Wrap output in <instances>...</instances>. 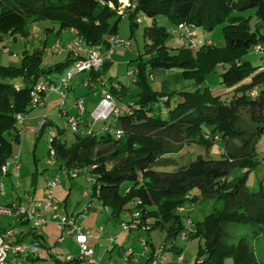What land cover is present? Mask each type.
<instances>
[{
  "label": "trees",
  "instance_id": "trees-1",
  "mask_svg": "<svg viewBox=\"0 0 264 264\" xmlns=\"http://www.w3.org/2000/svg\"><path fill=\"white\" fill-rule=\"evenodd\" d=\"M130 2L0 0V33L11 31L29 36L30 19L27 18H52L63 24L62 30L75 28L87 44H102L106 50L107 37L117 34L125 15L133 30L143 22L142 16L154 19L145 27L146 52L135 60L136 68L131 71L136 73L134 83L139 88L134 99L119 106L121 112L110 125L97 127L86 135L76 134V140L70 144L62 140L64 129L58 127L50 140L55 149L54 158L64 161L67 167L94 165L91 172L97 176L92 183L93 196L109 209L113 219L119 220L124 211L132 212L135 208L132 204L140 200L136 208L142 214L141 225L151 231L166 230L169 239L185 229L177 210L186 201V191L197 188L202 199L223 201L221 208L194 221L193 237L200 238L194 264H225L226 257L233 258L232 264H260L254 258L248 238L264 236V181H260L258 191H252L247 184L250 172L227 179L232 170L240 167L243 171L254 159L239 162L237 153L227 151L220 158L197 157L173 172L161 168L173 165L170 160L174 159L169 154L179 153L193 144L209 149L215 142L222 141L228 150L232 141L240 140L241 150L250 149L253 155L257 154L256 143L264 133V55L259 65H253L246 56L256 45L264 46V0ZM251 8H255L259 16L256 30H251L248 17L242 14ZM234 11L240 14L234 15ZM160 14L169 16L177 25L188 22L208 30L224 23L225 44L204 45L197 52L186 46L172 52L165 43L166 27L155 22ZM43 51L44 47L35 48L33 52L24 50L19 67L0 64V168L13 156L14 142L20 143L22 139L17 114H28L35 108L30 101L35 83L80 59L69 55L66 60L43 68ZM109 65L107 60L89 76L92 79L104 76ZM219 66L226 67L220 74L225 96L214 94L211 86L205 85L208 74L215 73ZM175 69L182 70L184 78L193 79L196 89L166 92L153 87L152 75L156 70ZM112 84L110 91L115 98L123 101L128 94L133 97L126 85L115 83L120 86L118 90ZM89 116L86 111L85 118ZM47 123L50 124L45 122L38 132L43 133ZM117 129L123 131L120 137L113 133ZM206 165L216 173L200 176L196 181L191 179L178 188L168 186L167 182L176 176ZM125 183L130 185L122 189ZM216 184L219 185L216 187ZM238 226L250 233L232 236V229ZM10 227L0 225V232ZM31 229L27 235L20 234L18 240L32 234L33 241H37L40 235H36L35 228ZM151 256L149 261L153 259Z\"/></svg>",
  "mask_w": 264,
  "mask_h": 264
},
{
  "label": "rangeland",
  "instance_id": "rangeland-1",
  "mask_svg": "<svg viewBox=\"0 0 264 264\" xmlns=\"http://www.w3.org/2000/svg\"><path fill=\"white\" fill-rule=\"evenodd\" d=\"M238 14H240L238 11H234V15ZM242 14L248 17L251 30H256V27L259 23V16L258 14H256L255 8L247 9ZM31 18L34 17H29L26 19H30L28 21L30 22L29 36H22L19 33L14 34L11 31L0 33V64L16 67L22 66L23 51L27 49L29 52H33L35 48L41 47H45L43 51L44 68H48L58 62H62L67 59L70 51H67L64 44L65 42H68V37L72 36L73 39L76 37L71 33L70 29L62 30L63 24L58 20L52 18H48L45 20H32ZM141 18L143 22L140 24V26L135 27L133 30L128 17H123V19L119 23L117 34L112 35L115 37L111 42L113 50L108 57L110 65L107 69H105L104 74L107 79L111 77V79H108L107 84L101 86L97 83L95 84L94 89H90L89 85L84 82L76 85V95H80L79 97L84 99L86 106H88V109L91 110L90 113H92L93 109L96 107L95 104L97 100L101 98V96H103V93L101 92H104V90L109 91L110 85L112 83L115 84L120 82L126 85L129 88L131 95L133 96L131 97L128 94L123 97V101L119 100L118 98H114L115 103L119 104V106L121 107L122 105H124V103L131 101L132 98L134 99L136 93L138 92L139 88L134 83V75H136V73L131 74V71L135 70L136 68L135 60L139 57L140 54H144L146 52V42H148V39L147 37H145V27L151 25L154 20L153 18L147 16H142ZM155 22L160 26L166 27L167 37L165 43L172 52H176L178 49L186 47L188 41L181 37L178 30V25L172 18L160 14L155 17ZM60 30L62 31L60 32ZM200 30L202 40H210L217 46H223L225 44L224 23H219L212 30H208L207 28L201 26ZM195 39H198V36H196ZM58 41L61 42V44H59ZM86 45L91 47L90 51H103L102 53L105 56L109 55L108 50H106V48L102 44L91 46L86 43ZM109 47L111 48L110 44ZM198 49L199 48L193 49V51L197 52ZM262 55H264L263 52H258L253 47L249 51L246 58L248 60H251L253 65H259L263 63V60L261 59ZM225 69L226 67L219 66L217 67L215 73H212L210 75L208 74L207 76L205 85L211 86L214 94H223L222 96L227 95L224 94L226 89L225 86L221 83L220 77V74L224 72ZM83 73L87 75L85 72ZM181 73L182 70L180 69L170 71L168 78L164 81V83L158 82L153 79V87L157 90H164L166 92H172L174 90L182 89L193 91L194 89H196L194 80L184 78ZM47 94H49V97L47 98L46 107H38L39 104L33 105L35 106V108L28 114L19 113L22 119H20L19 121L17 118V127L20 130L22 139L20 143L14 142V152L15 157L19 156V165L21 168L18 170L14 168L15 166H13L10 170V173L6 177L4 176L3 181L5 185L6 196H1L0 194V201L14 198L15 201L24 199L26 202L27 195H36L39 198L44 195L46 178L58 176L60 178V183L62 181V184L60 185L58 191H62L61 195L63 196L70 195L69 199H71L72 201L69 202V206L71 205L72 208H74L78 204V202L83 201L81 198L83 191L92 194V179L90 180L89 177L93 178L95 177V175L89 173L88 170H90V168L86 167V170L84 172H81L77 178H72L62 168L59 167V163H51L52 159L49 155L50 139L53 135L56 134L58 127L64 129V132L61 136L63 140H66L69 144L76 140L75 132L72 131L71 127L67 124V117L76 115V113L78 112V108L76 106L77 99L72 91H70L67 99H64L63 95L59 91H52ZM65 100L66 104H63L61 106L62 102ZM174 100L175 99H173V102ZM159 105L162 106V102H159ZM157 106L158 105H156V107ZM19 114H17V117ZM27 115L28 117H26ZM36 116H38L39 119L33 121L32 118ZM44 117H47V121ZM43 120L45 121L42 122ZM114 120L115 118L111 117L106 125H110ZM49 121H52L53 125H49L47 123V129L43 133L38 132L41 123ZM84 121L85 122H82L80 124V128L78 131V134L80 135H86L89 129L88 125L91 124L92 126L94 124V121L92 118H90V116L89 118H85L84 116ZM102 124V122H98L95 123L94 126L100 127L102 126ZM26 125L29 126V128H31L33 132L27 130ZM114 126L116 125H113V127ZM13 132L14 131H12V133ZM241 145L242 143L240 140L232 141L228 150L226 149L225 144L222 141L215 142L209 149L198 144L188 145L179 153L169 154V156L174 159L170 160L173 165L162 167L161 170L173 172L183 166L188 165L191 161L197 159V157H203L206 159L220 158L224 153L229 151V153H237L236 155L239 162H243L245 160L248 161V159L251 158L254 159V161L252 163L250 162L251 164H246L247 166L244 167L243 171L240 167L232 170L227 179L233 180L243 173L250 172L247 184L252 191H258L260 188V181H264V133L257 140V154L253 155V151H251L250 149L241 150ZM14 161L15 160H13V162ZM233 161L234 159H231V162ZM16 163L17 162H15V164ZM197 168L192 171H187L182 175L176 176L175 179L167 182L168 186L178 188L179 186H183V183H187L188 181L190 182L191 179H193V181H196L198 177L200 179V176H208L211 173H216V170L212 169L209 165L202 166L198 169ZM35 171L38 174L36 190H34V187L31 185L32 174ZM129 185V183L123 184L122 189ZM218 185L219 184H216L215 186L217 187ZM185 197V203L179 206L177 210L179 213H181L182 223L185 227L183 233L177 235L173 239L167 238V231L162 229L156 231L154 230L150 233H141L139 235L134 234L130 237H128V235L126 234L123 236L119 243L123 244L125 248L127 247L126 249H133L135 254H137L135 260H137V258L139 259V261L141 260L139 262L140 264H144L145 259L151 256L154 248L156 249L155 254H158V261L156 264L195 263L198 256L200 238L193 237V233L195 231L194 221L201 220L205 214L211 212L215 208H221L223 206V201L215 199H202L197 188L193 189L192 191H186ZM64 198L65 196L63 197V199ZM64 203L65 202L63 201V204ZM108 219L109 218L106 217L101 222L103 226H106ZM27 226L32 227L31 224ZM55 229L56 231H58V233L53 234L54 239L50 241V244L54 245L57 241V244L55 245L59 246L56 253L59 254V259L61 260V262H56L54 258L48 257L46 259H37L34 261V264H62V262L63 264L80 263L78 261L68 262V260L66 259L67 256L78 255L79 252L77 254L67 255L63 251H66L68 249V246H72L71 250L73 252H77L76 250L78 249L76 248V245L72 239L67 240L65 243H59L58 240H64V237L61 238V236L67 237V235H60L59 230L54 226V230ZM243 232H246L247 234L250 233L248 230L246 231L245 227L238 226L237 228L232 229L231 235L234 237H238ZM248 242L251 245L255 260L260 264H264V236L250 237L248 238ZM103 244L104 246H100L98 244L96 245V247H94L95 257L100 264H107V261H109L110 258V253L112 254L111 258H113L114 264L125 263L124 255H120L117 249L110 252V250L107 249L110 248V246L107 247V245H109L110 243L103 241ZM145 246L148 247L150 253L144 256L143 250L145 249ZM164 247L168 248V250L161 252ZM71 250L68 249L66 252H72ZM179 255H183L184 260L182 263L178 261ZM13 258L14 256L10 254L6 264H11L13 262ZM224 261L225 264H232L233 258L226 257ZM136 262L137 261H135L134 264H137ZM147 264H152V261L150 260L149 262H147Z\"/></svg>",
  "mask_w": 264,
  "mask_h": 264
},
{
  "label": "built area",
  "instance_id": "built-area-1",
  "mask_svg": "<svg viewBox=\"0 0 264 264\" xmlns=\"http://www.w3.org/2000/svg\"><path fill=\"white\" fill-rule=\"evenodd\" d=\"M126 4H130V0H122ZM130 6V5H129ZM131 7H135V3L132 2ZM126 16V15H125ZM140 22V18H138ZM197 26L193 23L183 22L178 25V30L183 39L188 41L187 47L191 49L201 48L204 45H210L213 42L210 40L195 39V31ZM76 31V30H74ZM77 32V31H76ZM113 39V38H112ZM116 41V40H115ZM109 55L105 56L102 51H89L86 56L80 58L71 64L66 73L56 81L47 80L40 78L37 83L33 86L31 90V103L32 105L41 104L45 94L52 91H59L63 98H67L68 89L71 87L72 82L77 75L83 72H96L98 71L105 61L110 56L112 52V43H110ZM70 49H81L82 42H73L68 46ZM258 52L264 51V46L259 44L254 47ZM131 74H134L131 72ZM87 85H91V80L87 79L85 81ZM115 89L120 88L118 84L114 85ZM64 101L62 102V105ZM76 106L78 108V113L74 116L67 117V124L71 127L72 131L78 133L80 124L84 121V116L87 111V106L83 98L76 101ZM121 109L118 104L114 101V95L110 91L104 90L103 97L100 99L96 107L90 113V118L93 119L94 124L102 122V125H106L111 117L115 119L119 116ZM18 120L22 119L20 114L18 115ZM88 125V133H92L97 127ZM123 131L117 129L114 131L116 137H120ZM50 154L52 157L55 156V149L53 146H49ZM10 162L3 164L0 168V193L5 194V185L3 178L9 172ZM72 177L77 176V173H71ZM60 183V178L58 176L50 178L47 181V196L44 200H32L29 206H23L17 203L12 204H0V221L4 218H11L16 224L15 227L8 228L7 230L0 232V264H6L11 254L14 256L13 262L11 264H32L31 257L38 254L41 250V245L39 241H29V240H18V237L24 234L20 227L22 225L31 224L33 228L39 229L44 224L48 223L47 215L52 216V220L55 221L57 227L67 233H78L79 238V254L74 256H67L66 259L69 262L78 261L80 263L88 264H100L95 257L94 248L90 247L86 242V236L90 235V231L86 230L85 233L82 232V227L77 225L75 222V217L70 215H65L62 213V203L55 196V190ZM141 203L140 200L135 201L132 206H135L132 212H130V219L127 221H122L120 226L125 231H136L140 229H146L142 226L141 211L136 208L137 205ZM88 207H85L87 210ZM20 225V226H18ZM62 240V239H61ZM136 254L133 249L129 248L124 253V264H133L136 258ZM180 258V257H179ZM181 259V258H180ZM152 264H156V258H153ZM109 264H114L110 262Z\"/></svg>",
  "mask_w": 264,
  "mask_h": 264
},
{
  "label": "crops",
  "instance_id": "crops-1",
  "mask_svg": "<svg viewBox=\"0 0 264 264\" xmlns=\"http://www.w3.org/2000/svg\"><path fill=\"white\" fill-rule=\"evenodd\" d=\"M124 17H128V16H124ZM74 30H76V29L75 28L70 29L71 33L73 35H75L76 37L74 39L72 38V36L68 37V42H65L64 45L66 46L67 51H70V54L69 55L71 57H73V58H77V57L82 58V57H84V56L87 55V53H88V51H90L91 47L87 46L86 43H85V41H84V39L78 34V31L76 30L77 31L76 32ZM61 31L62 30H60V32ZM195 32H196L195 38H196V36H198V39H201V30H200V27H197V29H196ZM114 37L115 36L107 37V41H108L109 44L112 42V38H114ZM78 41H81L82 42V48L81 49H75V48H71L70 49L68 47L73 42H78ZM59 44H61V42H59ZM42 67H43V65H42ZM66 70H67V68L65 70L59 72V73H55V74L50 75L49 77H42V78L48 79V80H52V81H56V80H58L60 77H62L66 73ZM169 72L170 71L156 70L155 73L152 75V78L154 80L158 81V82L164 83V81L167 80V78H168ZM85 73L87 75H85L84 73H80L79 75H77L76 78L74 79L71 87L68 89V93H70L69 91H72L74 93V95H75V97H76L77 100L81 98V97H79L80 95L79 96L76 95V93H77V91H76V85L77 84L83 83L84 80L89 79V80H91V85L89 86V88L90 89H92V88L94 89L95 84L98 83L101 86H104V85L107 84V81L109 79V78L107 79L105 76L96 77L95 79H92L89 76V73L90 72H85ZM112 85L113 84L110 85V89H111V86ZM101 93H103V91ZM48 97H49V94H47V95L45 94L44 97H43L42 103L39 104L38 107H46V102H47V98ZM102 97L103 96H101V98ZM101 98H99L97 100L95 106L98 104V102L100 101ZM65 99H67V98H65ZM65 104H66V100L64 101V105ZM61 106H62V104H61ZM118 106H119V104H118ZM90 111L91 110L88 109V106H87V112L90 113ZM26 117H28V115ZM44 118L46 120L47 117H44ZM37 119H39L38 116L32 118L33 121H36ZM45 120H43L42 122H44ZM23 122H21V123H23ZM49 123H50L49 125H53V122L52 121H49ZM43 124L44 123H41L40 127ZM40 127H39V129H40ZM26 129L29 130L30 132H33V130H31V128H29V126H27ZM75 134H78V133H75ZM50 157L52 159L51 163H56V162L59 163V167L62 168L68 175L71 176V173H74V172L78 174L76 177H72L71 176L72 178H77L80 175L81 172H84L86 170V167H83L84 168L83 169L80 166L67 167L66 164L64 163V161H56V158L52 157L51 154H50ZM12 159L15 160V161L13 162ZM7 162H10V168H9L8 174L10 173V170H11V168L13 166H15L14 168H16L18 170L21 168L20 165H19V156L15 157V152L13 153V156L10 159H8ZM15 162H17V163L15 164ZM94 167H95L94 165L88 167V168H90V170H88V171H89V173L95 175V177H93L95 179L97 175L91 172L92 169H94ZM54 177H56V176H53V177H50V178H54ZM50 178H46L44 195H42L41 197L38 198L36 195L35 196L27 195L26 202H25L24 199H22L20 201H15L14 198H10V199H7V200H1L0 201V204H5V205L7 204L8 205V204H12V203H17V204H20V205H23V206H29L31 204V201L34 200V199L44 200L46 198V196H47V181ZM93 178L89 177L90 180L92 179L91 180L92 183L94 182L93 181L94 180ZM37 182H38V174L35 171L32 174V178H31V185L34 187V190L37 189ZM61 184H62V181H61V183H59V185L57 186V188L55 190V196L62 203V208H63L62 209V213L65 214V215H70V216L75 217V222L77 223V225H80L82 227V232L83 233H85L86 230H89L90 231V235L86 236V242H87V244L90 247L94 248L98 244L100 246H104L103 241H106V242L110 243L109 245H107V247L110 246V248H107V249L110 250V252L117 249L118 252L120 253V255H124L125 251L127 250L126 249L127 247L125 248L123 246V244H120L119 242L121 241V239L123 238V236L125 234L128 235V237H130V236H132L134 234H138L139 235L141 233H150V232H152L151 230H148V228H146V229H140V230H136V231H125V230H123L121 228V226H120V223L122 221L129 220L130 219V213L128 211H124V213H122L121 218L119 220L113 219L111 217V215L109 217V213H110L109 209L106 206H104L102 204V202L96 196H93V192L91 194L89 192L83 191V193L81 195V198H82L83 201L82 202H78V204L74 208H72L71 205L69 206V202L72 201L71 199H69V196L70 195H64L65 198L63 199L64 196L61 195L62 191H58V189H59V187H60ZM0 194H1V196L2 195L6 196L5 195L6 194V191H5V194H2V193H0ZM29 197H31V198H29ZM62 199L65 202L64 204H63ZM86 206L88 207L87 210H85V207ZM106 217H108L109 219L107 220L106 226H103L101 222ZM47 218H48V223L44 224L39 229H35L37 231L36 235H40L39 236V239L37 241H39V243L41 245V250H40V252L38 254H36V255H34V256L31 257L32 264H34V261L37 260V259H46L48 257L49 258H54L56 260V262H61V260L59 259V254L56 253L57 248L59 246V245H55V244H57V241H56V243L54 245L50 244V241H52L54 239L53 238L54 237L53 234L58 233V231H56V229L54 230V226L57 227V224L55 223L54 220H52V216L50 214L47 215ZM0 225L2 227L3 226H10V225H11V227L12 226L13 227L16 226V224L13 222V219H11V218H4L2 221H0ZM27 225H29V224H27ZM27 225L26 224L25 225H22L21 224V226L18 225V226L22 227L21 229L23 231H25L24 234H26V235H27L28 232H30L32 230L31 229L32 227L31 226L29 227ZM57 229L59 230V234L60 235H63V234H66L67 235V237L61 236V238L64 237V240L63 241L62 240H58L59 243L60 242L61 243H65L67 240L72 239L73 242L76 245V248L78 249V250H76L77 252H73L71 250V247L72 246H68V249L71 250L72 252H68L67 253L66 251L68 249L66 251H63V252L65 254H67V255L68 254H77L79 252V247H80L79 246L78 233L76 231L73 232V233H70V232L67 233L66 231H63V230L59 229L58 227H57ZM32 238L34 239V237H32V234H29L27 237L24 238V240L32 241L33 240ZM166 250H168V248L164 247L161 252H164ZM94 251H95V248H94ZM149 251L150 250L148 249V247L145 246V249L143 250L144 256L147 255V254H149L150 253ZM155 252H156V249L154 248L153 249V253H152V255H153L152 257L153 258H156V260H157L158 254H155ZM178 253H180V252H178ZM111 256H112V254L110 253L109 254V257L110 258H109V261H107V264H109L110 262H113L114 261L113 258H111ZM179 257H178V261L182 263L183 260H184L183 255H179ZM149 258H150V256L147 257V259H145L144 264H147V262H149ZM140 261L138 259V261L136 263L137 264H140L139 263ZM62 264H63V262H62ZM64 264H66V263H64ZM78 264H83V263H78Z\"/></svg>",
  "mask_w": 264,
  "mask_h": 264
}]
</instances>
